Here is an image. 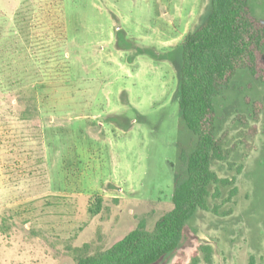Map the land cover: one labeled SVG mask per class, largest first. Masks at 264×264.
<instances>
[{
    "label": "rangeland",
    "instance_id": "obj_1",
    "mask_svg": "<svg viewBox=\"0 0 264 264\" xmlns=\"http://www.w3.org/2000/svg\"><path fill=\"white\" fill-rule=\"evenodd\" d=\"M210 1L0 0V264H75L173 208L182 42ZM215 105L228 184L155 264H264V84L240 69Z\"/></svg>",
    "mask_w": 264,
    "mask_h": 264
},
{
    "label": "trees",
    "instance_id": "obj_2",
    "mask_svg": "<svg viewBox=\"0 0 264 264\" xmlns=\"http://www.w3.org/2000/svg\"><path fill=\"white\" fill-rule=\"evenodd\" d=\"M210 2L205 20L182 42L179 105L196 145L192 151H181L173 208L152 229L141 223L107 249L90 254L87 244L74 248L75 264L157 263L178 248L196 212L209 209L211 186L228 184L212 168L213 161L227 159L217 136L215 98L243 68L264 84V62L259 67V58L264 56V24L253 15L251 0ZM206 248L211 254V247ZM207 261L211 262L210 257Z\"/></svg>",
    "mask_w": 264,
    "mask_h": 264
}]
</instances>
